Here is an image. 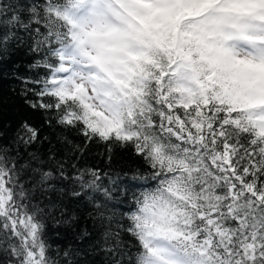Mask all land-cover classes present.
<instances>
[{
  "label": "snow or ice",
  "instance_id": "obj_1",
  "mask_svg": "<svg viewBox=\"0 0 264 264\" xmlns=\"http://www.w3.org/2000/svg\"><path fill=\"white\" fill-rule=\"evenodd\" d=\"M19 49L49 127L132 145L150 171L68 175L22 119L0 143V264H89L86 228L53 254L49 221L78 227L66 200L90 206L108 264H264V0H0V60Z\"/></svg>",
  "mask_w": 264,
  "mask_h": 264
},
{
  "label": "trees",
  "instance_id": "obj_2",
  "mask_svg": "<svg viewBox=\"0 0 264 264\" xmlns=\"http://www.w3.org/2000/svg\"><path fill=\"white\" fill-rule=\"evenodd\" d=\"M32 63L33 58L23 49L15 50L6 59L0 60V131L7 134L0 139V143L5 142L21 120L27 118L40 129L41 138L27 151H38L46 157L54 146L57 159L65 162L68 175H75L79 169L88 168L102 169L111 176L117 174L123 176L124 173L131 176L136 169H140L142 173L150 171L143 158L135 153L132 145L125 147L110 145L99 138L89 141L79 128L49 127L45 123V113L42 110H33L25 104L20 94L24 85L16 79V76H25L29 79L41 78L44 73L39 69H30L29 65ZM30 98L35 99V97ZM46 102H51V99L46 98ZM65 137L71 142L70 144L63 142ZM109 155H111V160H109ZM72 164L77 166L76 169L71 167ZM50 166L54 167V164L50 162ZM105 183H107L106 180ZM120 187L124 188L126 185L121 184ZM119 200H123L124 203L119 204ZM119 200L116 202L118 204L117 213L128 211L129 202L132 200L131 192L128 193L127 198L121 196ZM66 203H68L69 211L75 210L78 215V227L70 229L65 225H56L49 221L48 234L53 254L57 248H63L68 244L78 245L79 241L75 236L81 229L86 228L91 233V239L84 241L80 246L90 248L87 256L89 264H108L111 258L101 248L92 247L98 237V232L88 218L90 206L85 201L66 200ZM123 240L133 245V252L136 251V241L133 237L124 233Z\"/></svg>",
  "mask_w": 264,
  "mask_h": 264
}]
</instances>
